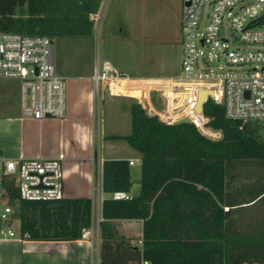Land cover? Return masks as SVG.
Wrapping results in <instances>:
<instances>
[{"label":"trees","instance_id":"trees-1","mask_svg":"<svg viewBox=\"0 0 264 264\" xmlns=\"http://www.w3.org/2000/svg\"><path fill=\"white\" fill-rule=\"evenodd\" d=\"M97 0H0V31L51 38L90 37ZM162 107V101L161 105ZM131 131L123 138L140 157L139 189L129 198L106 196L100 223L104 241L117 238V218H141V256L151 264H264V140L255 122L226 116L208 100L204 113L222 136L194 123H165L141 101L130 104ZM18 219L19 236L74 240L90 226L87 196L22 198L11 174L1 176ZM127 158H105L102 189L129 191Z\"/></svg>","mask_w":264,"mask_h":264},{"label":"crops","instance_id":"crops-1","mask_svg":"<svg viewBox=\"0 0 264 264\" xmlns=\"http://www.w3.org/2000/svg\"><path fill=\"white\" fill-rule=\"evenodd\" d=\"M101 17L90 37H61L56 71L65 78L62 117L34 118L20 107V84L0 79V161L20 157H61L64 196H87L94 211L92 235L74 240L0 237V264H140L141 218H117V238L104 241L95 214L103 199L105 158L134 159L132 185L139 189L138 152L118 151L116 132L103 129L105 108L129 114L131 98L142 96L149 107V90L159 78L178 73L181 60V0H97ZM54 39V38H52ZM55 44V43H54ZM107 61L128 76L120 84L102 81L96 89L95 66ZM98 91L102 93L101 101ZM153 102V101H152ZM151 113V112H150ZM152 114V113H151ZM126 135V134H123ZM138 166L136 171L132 167Z\"/></svg>","mask_w":264,"mask_h":264},{"label":"built area","instance_id":"built-area-1","mask_svg":"<svg viewBox=\"0 0 264 264\" xmlns=\"http://www.w3.org/2000/svg\"><path fill=\"white\" fill-rule=\"evenodd\" d=\"M180 71L159 78L155 90L162 107L148 102L150 112L165 123L189 121L207 137L218 139L220 129L209 124L204 105L212 100L224 107L226 116L246 122L264 119V0H181ZM94 23L101 14H90ZM228 28V34L224 29ZM256 44V47L246 45ZM20 81V107L34 118L62 117L65 112V78L56 71L55 44L44 34L0 31V79ZM96 89L102 81L120 84L128 76L104 61L95 66ZM200 90H206L202 108L196 109ZM130 164L134 159H130ZM11 174L22 198L50 199L64 196L61 157H20L0 161V237H21L7 226L13 207L6 200L1 176ZM113 198H129L128 191L115 190ZM92 210L93 205H92ZM92 211V212H93ZM97 225L103 220L95 214ZM92 220V215H91ZM91 224V223H90ZM92 227L82 235L91 236ZM23 238V237H22ZM140 264H151L141 259Z\"/></svg>","mask_w":264,"mask_h":264},{"label":"rangeland","instance_id":"rangeland-1","mask_svg":"<svg viewBox=\"0 0 264 264\" xmlns=\"http://www.w3.org/2000/svg\"><path fill=\"white\" fill-rule=\"evenodd\" d=\"M181 8H182V2H181ZM181 29V28H180ZM224 32L226 34H228V28L225 27ZM182 34V31H181ZM182 37V35H181ZM54 43H55V57L58 58V54L60 51L59 48V38H54L53 39ZM182 44V42H181ZM256 44H250V45H246V47H256ZM180 71V67L178 68V72ZM17 83L20 84V81L18 79ZM20 89V88H19ZM101 97H102V93L98 91V98L101 101ZM151 98H152V103L155 104L158 108L161 105V98L158 96L157 91H152L151 92ZM145 99L142 96H139L138 98H131V102L133 101H141V102H145ZM112 106H110L109 109L105 108V115L103 117V129L104 131L108 132H116L117 134H128L131 131V122H130V116L129 114H120L118 116L117 113H115L113 111V108H111ZM147 111L150 113V109L149 107L146 108ZM258 125V133L259 136L262 140H264V119L258 120L255 122ZM115 143H117L118 145V151L120 153H126L127 151H134V149L123 139V138H118L117 142L115 141ZM138 169V166L132 167V170L136 171ZM1 206V203H0ZM7 226H10L13 229H18V219L17 218H13V220H11L10 223L7 224ZM244 264H258L256 262H246Z\"/></svg>","mask_w":264,"mask_h":264},{"label":"water","instance_id":"water-1","mask_svg":"<svg viewBox=\"0 0 264 264\" xmlns=\"http://www.w3.org/2000/svg\"><path fill=\"white\" fill-rule=\"evenodd\" d=\"M257 22L258 23H264V13L259 15V17L257 18ZM206 93H207L206 90H200L199 91L198 100H197V103H196V109L198 111H200L201 108H202V102L204 101Z\"/></svg>","mask_w":264,"mask_h":264}]
</instances>
